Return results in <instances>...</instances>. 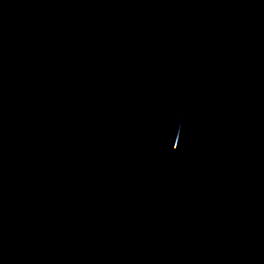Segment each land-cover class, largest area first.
Listing matches in <instances>:
<instances>
[{
	"label": "water",
	"instance_id": "95a60500",
	"mask_svg": "<svg viewBox=\"0 0 264 264\" xmlns=\"http://www.w3.org/2000/svg\"><path fill=\"white\" fill-rule=\"evenodd\" d=\"M0 264H264V0H0Z\"/></svg>",
	"mask_w": 264,
	"mask_h": 264
}]
</instances>
